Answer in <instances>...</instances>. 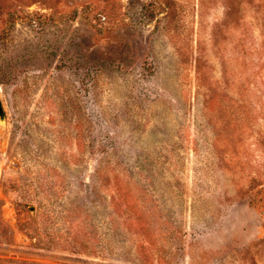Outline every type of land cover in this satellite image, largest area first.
<instances>
[{
	"label": "rangeland",
	"instance_id": "obj_1",
	"mask_svg": "<svg viewBox=\"0 0 264 264\" xmlns=\"http://www.w3.org/2000/svg\"><path fill=\"white\" fill-rule=\"evenodd\" d=\"M0 264H264V0H0Z\"/></svg>",
	"mask_w": 264,
	"mask_h": 264
},
{
	"label": "water",
	"instance_id": "obj_2",
	"mask_svg": "<svg viewBox=\"0 0 264 264\" xmlns=\"http://www.w3.org/2000/svg\"><path fill=\"white\" fill-rule=\"evenodd\" d=\"M4 118H5V112H4V109H3V106L0 100V120H3Z\"/></svg>",
	"mask_w": 264,
	"mask_h": 264
}]
</instances>
